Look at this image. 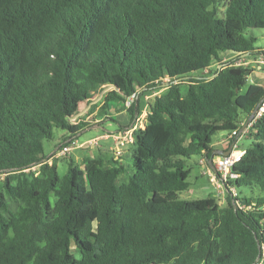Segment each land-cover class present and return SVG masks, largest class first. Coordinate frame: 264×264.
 <instances>
[{
	"label": "trees",
	"instance_id": "16d2710c",
	"mask_svg": "<svg viewBox=\"0 0 264 264\" xmlns=\"http://www.w3.org/2000/svg\"><path fill=\"white\" fill-rule=\"evenodd\" d=\"M248 29H264V0H0V264H264V113L232 168L250 194L179 199L187 161H211L213 137L264 99L235 64L262 52ZM105 88L99 116L136 93L130 125L151 96L129 176L100 155L59 175L43 142L88 128L71 120Z\"/></svg>",
	"mask_w": 264,
	"mask_h": 264
},
{
	"label": "rangeland",
	"instance_id": "374dc122",
	"mask_svg": "<svg viewBox=\"0 0 264 264\" xmlns=\"http://www.w3.org/2000/svg\"><path fill=\"white\" fill-rule=\"evenodd\" d=\"M246 36H253L256 38L254 47L260 49L262 51L261 57H264V29H248L246 31ZM257 55L255 54L254 56L250 55L246 57L249 60H253L252 63L248 65V67L252 69V74L248 78L247 85L254 84V83L263 84L264 82V68L256 69V66L258 63H256L254 57ZM232 56L233 55L230 53L221 54L220 62L222 63L228 62L229 60H232L234 58ZM259 64L261 65L263 63L259 62ZM216 67H217V63H214L212 67L210 68V71L207 72V74H210L211 72H213L216 69ZM98 96L99 94H97L95 98L97 99ZM149 100H151V96L147 100H144L143 102L140 101L142 112L137 116L138 120L136 119L133 125L132 124L130 125V115L125 109V104L123 102L115 101V102L110 103L108 112L112 116V119L115 121L105 120L104 122H102L100 126L101 128L89 129L85 132H81V134L76 139L82 143L88 139L102 135L106 131H115L119 126L118 122L124 123L125 126H131V127L136 126L140 128L144 127V122H145L144 118L146 115V109L144 108V106H145L146 101H149ZM87 107H88V104L86 103L81 104L79 108V112L83 114L86 113ZM115 107L117 111H122L123 113L117 116L115 112ZM130 128H125L124 130L130 129ZM67 134L68 133L65 131L54 129L52 140L43 142L45 156L50 158L49 162L54 163L59 175L61 176L64 175L66 172L67 162L69 159H72L73 161H75L76 164L81 165V162L79 161L80 160L79 156L81 154L78 155V153H81V151H77L73 149L70 152V154H67L65 156H56V153H55L56 148L60 145L61 142H63V139L66 137ZM225 135H226L225 132L217 133L213 137V142H216L218 139L223 138ZM107 143H110V141H104V140L97 139V144L105 145ZM250 145H251V140L247 136L242 134L238 138L236 146L238 147L239 150H245ZM90 148L92 150L93 147H90ZM85 150L87 151L88 149H85ZM91 152H93L94 154H97V149H93ZM126 156H128V151L124 152L120 158L123 165L126 168L125 173L121 176V179H126L130 174V168L128 167L129 162L126 161ZM105 158L110 159L109 155H106V154H105ZM197 160H198L197 157H193V161H189V162L187 161V166L190 169V173L187 178V182L189 186L186 190L182 191L179 194V199L189 200V201L205 199L211 203L218 204L220 206H225L226 197L229 195L228 191L226 190L224 185H221L218 187L215 183L211 182L208 175L206 174V170L204 169V167L194 163ZM215 162H216V159L214 160V163ZM235 190L237 194L240 192H243L244 194H250L249 193L250 191L246 188H235ZM258 195H262V194L257 189H255L254 196H258Z\"/></svg>",
	"mask_w": 264,
	"mask_h": 264
},
{
	"label": "built area",
	"instance_id": "2783aa9c",
	"mask_svg": "<svg viewBox=\"0 0 264 264\" xmlns=\"http://www.w3.org/2000/svg\"><path fill=\"white\" fill-rule=\"evenodd\" d=\"M253 60H249L246 57H241L240 59L236 60L235 64L237 66H248L252 63ZM259 63V62H258ZM260 68V67H259ZM101 97L102 93L99 94ZM137 95L136 93H133L126 101L125 106L129 107L131 103L134 102ZM97 101V99L94 97L92 102L88 104V107L86 110L89 109V107L94 104ZM257 110L254 113V119L259 118L264 113V99L259 103L257 106ZM83 115V113H79V115L75 116L71 121L76 122L78 120V116ZM138 120V117H136ZM135 119V120H136ZM136 126H133L130 129L118 132L117 134H114L113 138L116 141L117 148L113 149L114 158L116 160H119L123 154L124 147L126 145H132L133 144V138L131 136L133 129H135ZM239 135V130L236 129L232 131L230 134L226 136V138L223 140V142L230 143L231 140L235 139L236 136ZM239 138V137H238ZM234 141V146L231 150V152L227 156H220L216 162L213 164L214 172H211L209 168L206 169V174L208 175L211 182L215 183L218 187L221 185H224L225 188H228V191H230L231 195L233 197H237V192L235 190V187L232 186V183L237 179V175L232 171L233 166L240 161L244 151L239 150L237 145V140ZM98 145L97 139L85 142V143H79L74 139H70L64 146L56 150V156H65L67 154H70V152L75 148H82V149H88L90 147H94ZM121 160V159H120ZM199 164L206 165V160L202 157L199 160ZM228 187H226V185Z\"/></svg>",
	"mask_w": 264,
	"mask_h": 264
},
{
	"label": "crops",
	"instance_id": "0c3cea01",
	"mask_svg": "<svg viewBox=\"0 0 264 264\" xmlns=\"http://www.w3.org/2000/svg\"><path fill=\"white\" fill-rule=\"evenodd\" d=\"M232 57H235V56H232ZM254 59H255L256 63H258V62L263 63L261 65L258 63L257 66H256V69H263L264 68V57H261V54H258L257 56L254 57ZM257 84H259L260 86L264 87V82H263V84L262 83H257ZM108 91H109V88H105L99 93V94L102 93V95H101V97H99L100 96L99 95L98 98H97V101L94 103L95 110L92 113H90V114H87V113L85 114L84 113L83 115L78 116V120L77 121H81V122L89 124V127L86 128L82 132H85V131H87L89 129H99V128H101L100 126H101L102 122H104L105 120H110L108 118H112V116L109 114V112L107 113V115H102V116L98 115V109L102 105V100L101 99H102L103 95L105 93H107ZM149 97L150 96H145V97L141 98V101L143 102L144 100H147ZM82 104H84V103H82ZM144 108L146 109V104H145ZM115 112H116L117 116H119V115H121L123 113L122 111H117L116 107H115ZM118 123H119V126L120 125L125 126L124 123H121V122H118ZM119 126H118V128L115 131H106L102 135L96 136L94 138H91V139H88V140L82 142V143H85V142H88V141H91V140H94V139L110 141V143H107L105 145L98 144L97 146L92 148V150L93 149H97V154L98 155L94 154L93 152H91L92 151L91 148H88L87 151L85 149H82V148H75V150L81 151V153H78V155L81 154L79 156V159H80L79 161L81 162V164H82L84 158H86V157L95 158V157H97L99 155L102 156L106 161L111 160V159H115L114 156H113L114 155L113 154V149L117 148V144H116V141L113 138V136H115L114 134H117L119 132L118 131ZM80 134H78L77 136L73 137L72 139H74L77 142H79L76 138ZM244 135L246 136V134H244ZM225 138H226V136H224L223 138L218 139L216 142H213V144H212V148H213L214 151H213V157H211V160H213V163H214L215 159L217 160L220 156H222V155L219 154V152L224 153V152L228 151V149H229V147L231 145L230 143L223 142V140ZM79 143H81V142H79ZM129 149H130V145L128 144V145H126V147H124L123 153L128 151ZM105 154L109 155L110 159H106L105 158ZM201 158L202 157L198 156L197 157L198 160L195 161L194 163L204 167L205 170L207 168H209V170L211 172H214V168H213V166H211L210 160H206V158H204L206 160L207 166L199 164V160Z\"/></svg>",
	"mask_w": 264,
	"mask_h": 264
},
{
	"label": "water",
	"instance_id": "95a60500",
	"mask_svg": "<svg viewBox=\"0 0 264 264\" xmlns=\"http://www.w3.org/2000/svg\"><path fill=\"white\" fill-rule=\"evenodd\" d=\"M218 68L220 69L221 66H219ZM257 108H258V107H256V108L254 109L253 114H252V115H251V116L245 121V123L243 124V126L240 128V130H239V134H242V133L248 128V126L250 125V123L252 122V120H253V118H254V113H255V111L257 110ZM233 146H234V142H232V144L230 145L228 151H226V152H224V153L219 152V154H220V155H223V156H227V155L231 152ZM210 163H211V166H213V160H211Z\"/></svg>",
	"mask_w": 264,
	"mask_h": 264
}]
</instances>
